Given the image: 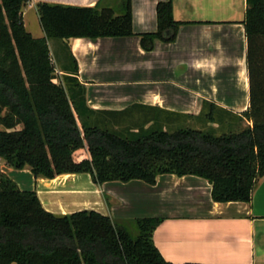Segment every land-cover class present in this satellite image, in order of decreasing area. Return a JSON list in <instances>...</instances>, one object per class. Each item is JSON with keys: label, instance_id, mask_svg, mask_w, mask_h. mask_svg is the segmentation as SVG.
Returning <instances> with one entry per match:
<instances>
[{"label": "trees", "instance_id": "1", "mask_svg": "<svg viewBox=\"0 0 264 264\" xmlns=\"http://www.w3.org/2000/svg\"><path fill=\"white\" fill-rule=\"evenodd\" d=\"M27 1L0 0V159L15 169L28 166L36 177L86 172L97 184L131 179L155 184L161 174H193L211 183L216 202L252 200L264 176V0H246L247 110L234 112L206 100L199 115L154 108L128 133L115 128L141 114L143 106L91 109L76 77L77 61L72 57L61 81L48 40L133 35L131 0L117 8L39 2L45 30L39 37L24 25ZM173 10V0L157 3L158 29L139 34L143 49L151 50L155 39L175 41L184 22L174 19ZM183 119L196 126H180ZM135 219L137 231L131 232L97 210L54 214L36 190H23L0 173V264H176L154 241L164 219Z\"/></svg>", "mask_w": 264, "mask_h": 264}, {"label": "crops", "instance_id": "2", "mask_svg": "<svg viewBox=\"0 0 264 264\" xmlns=\"http://www.w3.org/2000/svg\"><path fill=\"white\" fill-rule=\"evenodd\" d=\"M39 2L118 7L121 0H28L24 25L44 36ZM131 0L133 35L49 39L51 56L78 63L76 77L85 87L91 109L121 111L139 104L149 115L154 108L199 115L204 101L234 112L250 106L246 0H173V16L183 21L175 41L155 39L143 49L140 35L158 29L157 3ZM69 71L68 63L60 68ZM153 107V108H150ZM147 114V115H148ZM21 189L36 190L46 210L60 215L94 210L136 232L135 218L164 220L153 236L160 253L176 264H264V176L251 201L216 202L212 185L193 174L158 175L155 184L140 179L94 183L89 173L36 177L26 166H8Z\"/></svg>", "mask_w": 264, "mask_h": 264}, {"label": "rangeland", "instance_id": "3", "mask_svg": "<svg viewBox=\"0 0 264 264\" xmlns=\"http://www.w3.org/2000/svg\"><path fill=\"white\" fill-rule=\"evenodd\" d=\"M52 61H54V65H55V68H56V73L59 75V79H61V81H63V79H62V73H61V71H60V68H63L64 66H65V64L66 63H68L69 64V66L71 67L72 66V64H71V61H69V60H67V61H64V62H61V61H58L57 59H54L53 57H52ZM142 117H143V115H142V112H141V114L140 113H135L133 116H129V118L124 122V124L123 125H121V126H118V127H116L115 129L116 130H120V131H123V132H125V133H128V131H129V129H135V130H137L139 127H140V125H141V120H142ZM248 122L247 121H245V125L247 124ZM178 124L180 125V126H182V125H189V126H196V124H195V122H194V120H182L180 123L178 122ZM177 124V125H178ZM175 126H172L171 128H174ZM178 127V126H177ZM148 128V127H147ZM152 129H157V128H153L152 127ZM162 129V128H161ZM166 128H164V130H165ZM168 129V128H167ZM151 130V129H150Z\"/></svg>", "mask_w": 264, "mask_h": 264}]
</instances>
